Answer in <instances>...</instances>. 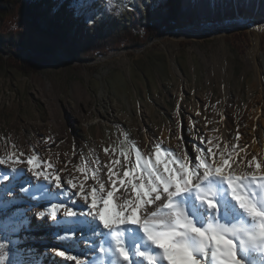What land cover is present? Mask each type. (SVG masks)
<instances>
[{
    "label": "rangeland",
    "instance_id": "obj_1",
    "mask_svg": "<svg viewBox=\"0 0 264 264\" xmlns=\"http://www.w3.org/2000/svg\"><path fill=\"white\" fill-rule=\"evenodd\" d=\"M254 1L253 13L242 11L234 20L219 23L239 18L264 21L258 13L261 0ZM46 6L48 14L38 20L41 29L56 20L78 56L60 49L45 56L47 60L36 72L25 74L15 67L13 58L39 54L28 51L17 57L0 49V158L23 152L21 159H26L38 153V160L53 165L43 171L58 172L62 186L70 174L82 178L77 167L94 168L97 159L102 166L112 159L123 162L122 142H134L153 158L157 140L163 148L177 154L187 151L190 156L193 142L199 146L201 137L204 146L213 148L217 143L213 137H219L223 148L226 126L235 130L246 123L262 98L250 53L258 38L253 30L205 40L177 41L167 36L197 25L219 24L195 20L192 26L160 33L140 47H131L128 34L123 36L126 45L101 55L87 51L92 38L117 28L133 31L152 26L163 12L160 4L156 0H47ZM20 29L15 16L5 20L0 32L15 34ZM258 61L264 80V33ZM44 137L51 139L45 142ZM228 141L230 150L238 148L235 132L229 133ZM130 155L134 159L135 152ZM105 173L106 169L101 175L106 179ZM91 184L88 180L86 188ZM21 188L28 190L21 192ZM58 192L42 177L37 181L30 173L15 175L0 166V243L7 242L11 264H48L56 256L51 250L58 249L60 241L76 237L73 227L57 231L51 225L70 219L64 217L63 207L54 208L70 205V193L60 196ZM82 204L78 197L76 206ZM52 211H56V221L51 219ZM39 212L44 215L37 219ZM137 261L144 262L143 258ZM251 264L264 262L252 257Z\"/></svg>",
    "mask_w": 264,
    "mask_h": 264
},
{
    "label": "snow or ice",
    "instance_id": "obj_2",
    "mask_svg": "<svg viewBox=\"0 0 264 264\" xmlns=\"http://www.w3.org/2000/svg\"><path fill=\"white\" fill-rule=\"evenodd\" d=\"M213 140L214 148L204 146L203 137L199 146L193 142L191 156L163 148L157 140L154 158L134 142H122L123 162L112 159L102 166L97 159L94 168L77 167L82 178L70 174L63 186L58 172L43 171L53 165L38 160V153L21 159L25 153L13 152L0 158V166L15 175L30 173L37 181L42 177L60 196L70 193V205L54 208L63 207L64 217L84 218V226L98 241L90 246L100 254L99 264H137L138 258L146 264H251L254 255L264 257V164L255 157L246 166L237 163V146L220 148L219 137ZM24 163L28 167L18 169ZM104 169L106 179L101 175ZM88 180L93 184L86 188ZM78 197L83 201L80 206H76ZM43 215L37 213V219ZM50 215L57 220L56 211ZM6 247L7 242L0 243V264H11ZM51 251L86 264L63 250Z\"/></svg>",
    "mask_w": 264,
    "mask_h": 264
},
{
    "label": "trees",
    "instance_id": "obj_3",
    "mask_svg": "<svg viewBox=\"0 0 264 264\" xmlns=\"http://www.w3.org/2000/svg\"><path fill=\"white\" fill-rule=\"evenodd\" d=\"M234 0H156L160 4L162 14L146 29H114L112 33L103 31L92 38L86 45L87 51H99L104 55L113 49L126 45L125 36L131 34L129 42L135 46H143L149 40L163 32H171L192 26L195 20L200 22L219 23L232 21L242 11L253 13L254 0H237V10L234 13L232 4ZM47 0H0V30L9 17L17 16L20 19L21 29L15 34H2L0 32V49L7 54L20 57L23 53L32 51L39 54L35 57L29 55L20 60H14L15 67L22 73L36 72L47 60L45 56L54 55L58 50L64 49L71 57H77L78 52L68 46L69 36L63 33L60 24L52 20L46 29H41L39 19L48 14ZM258 13L264 17V0H261ZM93 17H91L92 19ZM140 33V37L133 33ZM124 36V37H123ZM143 42V43H142Z\"/></svg>",
    "mask_w": 264,
    "mask_h": 264
},
{
    "label": "bare ground",
    "instance_id": "obj_4",
    "mask_svg": "<svg viewBox=\"0 0 264 264\" xmlns=\"http://www.w3.org/2000/svg\"><path fill=\"white\" fill-rule=\"evenodd\" d=\"M242 30H253L258 34V38L255 40V47L250 53L256 65L257 74L255 85L263 91V95L261 100L257 102L256 108L253 109L249 115H247L246 123L236 127L235 130H231L230 127L226 126L224 130V141L225 145H227L229 149V133L231 131L235 132V134L239 132L240 142L238 145L246 146V150L241 151L240 147L238 146L236 151L239 153V155L236 157V161L237 163L243 161L244 165L246 166L248 161L252 160L253 157H255L257 161L264 164V134L261 133V131L264 130V80L262 76V68L258 61L260 37L264 33V21L257 18H239L233 22L224 21L216 25H197L189 29L170 33L167 36H170L177 41L183 39L205 40L207 38H213L219 35L224 36L230 32H238ZM253 169L254 166L253 168H248L247 170L252 171ZM83 220V217L70 218L68 221H72L73 223L57 222L51 224L53 227L57 228V231H65L68 226L73 227L77 234L76 237L69 241H60L58 250L71 253L78 259L84 260L86 264H99L101 259L100 254L90 246L92 243H98V241L91 237L89 229L83 224ZM253 257L259 258L261 262H264V257L259 255H254ZM48 264H76V262L68 261L66 258L56 255L48 259ZM137 264H146V262L142 263L137 261Z\"/></svg>",
    "mask_w": 264,
    "mask_h": 264
}]
</instances>
